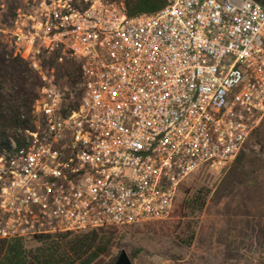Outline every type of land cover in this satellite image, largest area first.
<instances>
[{
	"label": "built area",
	"instance_id": "2783aa9c",
	"mask_svg": "<svg viewBox=\"0 0 264 264\" xmlns=\"http://www.w3.org/2000/svg\"><path fill=\"white\" fill-rule=\"evenodd\" d=\"M14 1L0 33L43 85L0 152V245L167 221L264 122L260 0Z\"/></svg>",
	"mask_w": 264,
	"mask_h": 264
},
{
	"label": "rangeland",
	"instance_id": "374dc122",
	"mask_svg": "<svg viewBox=\"0 0 264 264\" xmlns=\"http://www.w3.org/2000/svg\"><path fill=\"white\" fill-rule=\"evenodd\" d=\"M7 1L5 10L0 9V23L3 26H8V19L11 18L9 5L15 3L14 0ZM12 42L10 35L0 33V51L7 55V60L13 51ZM54 68L62 80L61 86H64L67 82L65 76L70 77L73 66ZM63 71H68V74ZM6 79L5 74L0 73V92L9 101L6 103L8 111L19 110L27 116L31 115L32 107H26L22 100H15L12 83L5 82ZM39 85L38 93L43 85L41 79ZM10 132L11 136L15 133ZM246 153L248 157L256 159L254 165H247L246 171L250 175L247 182L237 183L222 200L210 204L231 167L222 171L218 168L202 171L182 187L171 219L103 231V234L110 236L112 247L95 264H115L123 251L127 252L133 264H264V152L255 134ZM203 200L206 206H203ZM80 235L52 239L57 241L59 254L66 261L70 259L67 255L72 254L71 241L75 239L74 236ZM22 245L27 262L46 249L38 240L22 242ZM11 259L12 256L7 253L0 264H9Z\"/></svg>",
	"mask_w": 264,
	"mask_h": 264
},
{
	"label": "trees",
	"instance_id": "16d2710c",
	"mask_svg": "<svg viewBox=\"0 0 264 264\" xmlns=\"http://www.w3.org/2000/svg\"><path fill=\"white\" fill-rule=\"evenodd\" d=\"M262 3L264 4V2ZM125 5L129 16H134L141 13L156 11L162 8L165 6V0H126ZM9 7L11 11L9 16L13 17L17 7L14 6L13 2L12 5H9ZM1 46L2 45H0V47ZM14 53L15 51L13 48L9 59L7 60V55L0 51V73L5 74V78H7L5 82L11 81L15 100L18 102L22 100L26 107L30 108L34 105L36 99L38 98L40 76L34 69L31 68L29 62L20 56H15ZM42 65L44 68L46 66L55 67L53 61H44ZM61 69L59 74H61ZM64 72L66 71H63V73ZM65 74H68V71ZM6 103H9V101H6V98L0 92V152L8 145V138L11 136L10 131L13 132L19 126H22L19 119L21 112H19V110L10 112L11 109L8 111ZM7 112H9V114ZM255 138L263 147L264 152V122L255 132ZM255 163V158L248 157L246 152L241 153L232 164L230 173L227 177H225V179H223L220 186L214 193L210 204H214L216 201L222 200L234 189L237 183L247 182L250 176L246 171L247 165H254ZM181 193L182 190L177 198L174 212L176 211ZM206 205L207 203L203 200V206ZM102 232L103 231L90 232L85 235L74 236L75 239L71 241L72 254L67 255V258H70L67 261L59 254V248L56 246L57 241L47 238L38 239L41 244L46 246V249H44L41 253H38L40 255L32 257L33 260L28 262L22 251L23 245L21 241H15L12 245L2 243L0 245V261L8 253L12 256L9 264H95L103 256L107 255L112 247V240L110 236L103 234ZM68 238H70L69 235L60 237V239ZM192 241L193 239H191V242Z\"/></svg>",
	"mask_w": 264,
	"mask_h": 264
},
{
	"label": "water",
	"instance_id": "95a60500",
	"mask_svg": "<svg viewBox=\"0 0 264 264\" xmlns=\"http://www.w3.org/2000/svg\"><path fill=\"white\" fill-rule=\"evenodd\" d=\"M115 264H133L127 252L123 251Z\"/></svg>",
	"mask_w": 264,
	"mask_h": 264
},
{
	"label": "crops",
	"instance_id": "0c3cea01",
	"mask_svg": "<svg viewBox=\"0 0 264 264\" xmlns=\"http://www.w3.org/2000/svg\"><path fill=\"white\" fill-rule=\"evenodd\" d=\"M118 1H120L125 6V9H126V12H127V7L125 5L126 0H118ZM165 6H166V0H165ZM165 6H163L162 8H160V9H158L156 11H151V12H146V13H141V14H151V13H155L157 11L162 10ZM127 15L129 16L128 12H127ZM137 15H140V14H137ZM137 15H134V16H137ZM130 17H133V16H130Z\"/></svg>",
	"mask_w": 264,
	"mask_h": 264
}]
</instances>
